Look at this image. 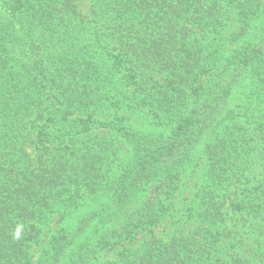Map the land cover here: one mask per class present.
Masks as SVG:
<instances>
[{"label": "trees", "instance_id": "16d2710c", "mask_svg": "<svg viewBox=\"0 0 264 264\" xmlns=\"http://www.w3.org/2000/svg\"><path fill=\"white\" fill-rule=\"evenodd\" d=\"M0 1V264H264V0Z\"/></svg>", "mask_w": 264, "mask_h": 264}, {"label": "rangeland", "instance_id": "374dc122", "mask_svg": "<svg viewBox=\"0 0 264 264\" xmlns=\"http://www.w3.org/2000/svg\"><path fill=\"white\" fill-rule=\"evenodd\" d=\"M1 5V1H0ZM81 9L83 11L86 10L87 4L85 1H81ZM131 125L139 130H151L152 126L148 125L147 121H143L139 117L131 116L128 119ZM126 150V149H125ZM124 152V151H123ZM122 156V155H121ZM124 158V156H122ZM203 177V169L201 164L194 165L191 167L182 177V181L179 189V202H178V210L176 214L170 218L166 219L164 222L160 223L156 227L153 228L152 232H144L135 237L132 242L123 241L119 246H117L114 250L103 252L99 258V261L95 264H111L112 261L115 260L118 252L129 246H138L144 242L151 234L162 236L166 238L173 231H183L186 232L190 227V220L185 218L184 212L190 201L193 199V193L196 189V186L201 182ZM51 229H55L59 227V224H56L54 221L49 225ZM41 245H34L31 249L33 253L32 262L36 261L37 256L39 254Z\"/></svg>", "mask_w": 264, "mask_h": 264}]
</instances>
